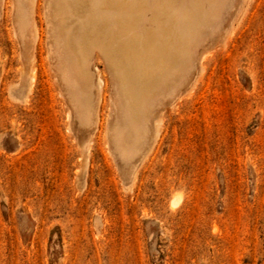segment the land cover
<instances>
[{
	"label": "rangeland",
	"instance_id": "1",
	"mask_svg": "<svg viewBox=\"0 0 264 264\" xmlns=\"http://www.w3.org/2000/svg\"><path fill=\"white\" fill-rule=\"evenodd\" d=\"M25 3L23 37L21 5L0 0V264H264V0ZM156 5L177 73L125 164L112 130L137 71L156 73ZM71 60L89 69L88 125Z\"/></svg>",
	"mask_w": 264,
	"mask_h": 264
},
{
	"label": "bare ground",
	"instance_id": "2",
	"mask_svg": "<svg viewBox=\"0 0 264 264\" xmlns=\"http://www.w3.org/2000/svg\"><path fill=\"white\" fill-rule=\"evenodd\" d=\"M19 5H21V8H20V26H19V32H21V36L25 37L26 36V30L23 26V23L22 21H26L29 17H28V13H27V5H26V0H17ZM69 1V0H68ZM74 1V0H73ZM76 1V0H75ZM80 1V0H79ZM88 1V0H87ZM96 1V0H95ZM88 3V2H86ZM98 3V2H97ZM96 4V3H95ZM60 6L58 9L59 11L62 9L61 6L64 7V5H58ZM68 6V5H67ZM71 6V4H70ZM74 6V5H73ZM80 6V5H79ZM84 6H88V5H84ZM97 6H99L97 4ZM119 6V5H118ZM130 6V5H129ZM150 6V5H149ZM92 9H93V6L91 5ZM90 7V8H91ZM96 7V6H95ZM105 8V6H103ZM109 7V6H108ZM61 8V9H60ZM83 8V7H82ZM85 8V7H84ZM139 8V6H138ZM137 8V9H138ZM154 9V18L153 16H150L151 14H149V16L151 18H153L152 20L155 19V22L152 21V23L154 22V25H152V23H150L152 26H153V29L152 31L157 35V41H156V44L155 46H153L154 48H152V55L154 57H151L152 61L155 63L156 67H155V74L153 73H148L149 74H145L143 73V71H137V74L138 76L141 75L142 76V79L139 81V88H137V90L133 87H130L129 88V95L127 97L128 100L125 99V103H124V109L126 111V114H125V119L123 120V122H120V123H117L114 127H113V130H112V134L115 138V142H116V149H117V152L119 154V156L121 157V159L124 161L125 164H130L133 160V157L136 155V154H139L140 152H142V148H143V144L146 142V138H147V134H148V131H149V128H150V123H149V118L151 116V112H152V109H153V101H155V96H156V90L158 89H162L164 84H170L172 83V81L174 80L175 78V73L174 74V71L172 69V37H171V32H170V24L171 21H170V18H171V14H170V10L168 8L167 5H156L155 7H153ZM58 9L56 12V16L62 13H59L58 12ZM64 9V8H63ZM63 9L61 11H63ZM86 9V8H85ZM91 9V10H92ZM95 9V8H94ZM133 9V8H132ZM78 10V9H77ZM88 10V9H87ZM98 10V7L94 10L95 11V14H98L96 11ZM107 10V9H106ZM150 10H151V6H150ZM149 10V11H150ZM67 11V10H66ZM109 11V10H108ZM122 11V16H124L123 12H124V9L121 10ZM152 11V10H151ZM150 11V12H151ZM58 12V13H57ZM90 12V11H89ZM93 12V10H92ZM112 10L108 13H111ZM128 12V11H127ZM148 12V11H147ZM71 13V12H70ZM69 13V15H71ZM114 13V12H113ZM129 13V12H128ZM152 13V12H151ZM77 14V13H76ZM84 14V13H83ZM94 14V13H92ZM94 14V15H95ZM112 14V13H111ZM111 14L110 16L107 15L109 18L111 17ZM127 14V13H126ZM182 14H185V13H182ZM73 15H75L73 13ZM93 15V16H94ZM133 15V14H132ZM178 15H179V12H178ZM177 15V16H178ZM64 16V14L62 15ZM60 15V18L62 17ZM100 16V15H99ZM115 16V15H113ZM181 16V15H180ZM101 17V16H100ZM127 17V16H126ZM185 15L182 17L183 19L182 20H186V18L184 19ZM73 18V16H72ZM77 18V17H76ZM94 18V17H93ZM113 18V17H112ZM147 19L149 18L148 15L146 17ZM180 18V17H179ZM91 19V18H90ZM62 20V19H61ZM64 20V19H63ZM67 20V19H66ZM81 20V19H80ZM98 20V19H97ZM100 20V19H99ZM98 20V21H99ZM146 20V19H145ZM149 20V19H148ZM151 20V19H150ZM30 21V19H29ZM65 21V20H64ZM85 22V20H83ZM112 21V20H111ZM140 21V20H139ZM60 22V21H59ZM63 21H61V24H62ZM76 22V21H75ZM83 22V23H84ZM89 22V21H88ZM87 20H86V23H88ZM120 22V21H119ZM148 21H146L147 23ZM150 22V21H149ZM186 22V21H185ZM145 23V21H144ZM35 24V23H34ZM126 24V23H125ZM82 25V24H81ZM111 26V25H110ZM147 26L149 27V23L147 24ZM140 27V26H139ZM181 27V26H180ZM184 27V26H183ZM186 27V26H185ZM89 29V28H88ZM87 29V30H88ZM109 29V28H108ZM134 29V28H133ZM141 29V28H140ZM187 29V28H186ZM85 32H86V29H84ZM149 30V28H148ZM147 30V31H148ZM175 30V29H174ZM82 31V34L84 33L83 32V29L81 30ZM91 31V30H90ZM105 31V30H104ZM136 31V30H135ZM141 32L143 30H140ZM150 31V30H149ZM148 31V32H149ZM183 31H186V30H183ZM89 32V31H88ZM87 32V34H88ZM96 32V31H95ZM98 32V31H97ZM138 32V30H137ZM145 32V31H144ZM143 32V34H144ZM152 32V33H153ZM174 33V31H172ZM176 32V31H175ZM68 33V32H67ZM66 33V34H67ZM76 33V32H75ZM93 33V31H92ZM90 33V34H92ZM110 33V32H109ZM134 33V32H133ZM186 33V32H184ZM120 34V33H119ZM141 34V33H140ZM146 34V33H145ZM74 35V33H73ZM72 35V37H73ZM84 35V34H83ZM149 35V34H147ZM177 35V34H176ZM88 37L87 35H84V37ZM92 36V35H91ZM90 36V37H91ZM110 36V34H109ZM113 36V35H112ZM141 36V35H140ZM152 36L154 37V35L152 34ZM66 37H70L69 35H66ZM65 37V40L66 42L64 43H69V41H67V38ZM111 37V36H110ZM75 38V37H74ZM76 38H79L78 36ZM104 38V37H103ZM151 38V35L150 37ZM126 39V38H125ZM75 40V39H74ZM78 40V39H76ZM75 40V41H76ZM92 40V39H91ZM93 40H96V39H93ZM126 41V40H125ZM73 42V40H72ZM81 42V40L79 41ZM130 42V41H129ZM182 42V41H181ZM78 43V41L76 42ZM82 44L79 43V45ZM151 44V43H150ZM175 44V43H174ZM76 45V44H75ZM78 45V44H77ZM146 45V43H145ZM154 45V44H153ZM72 46V45H70ZM81 46H83L84 48L86 46H84L83 44L78 46V48L80 47V50L81 49ZM94 46V45H93ZM132 46V44H131ZM77 48V46L75 47ZM101 48V47H100ZM149 48V47H148ZM151 48V47H150ZM76 50V49H75ZM89 50H92V49H89ZM122 50V49H121ZM148 50V49H147ZM79 51V50H77ZM88 51V50H87ZM81 53V55L83 56V52L84 51H79ZM91 52V51H90ZM90 52H86L84 54L88 55ZM108 52V51H107ZM106 52V53H107ZM68 53V51H67ZM103 53V52H102ZM130 53V52H129ZM136 53V52H135ZM142 53H144L142 51ZM69 54V53H68ZM72 55V58L75 57V54L74 53H70ZM147 54V52H146ZM78 55V54H77ZM80 55V56H81ZM85 56V55H84ZM117 56V55H116ZM143 56V55H142ZM79 57V56H78ZM86 57V56H85ZM146 57V56H144ZM143 57V58H144ZM150 57L148 59V61H150ZM186 57V56H185ZM77 58V56H76ZM75 58V59H76ZM82 58V57H81ZM88 58V57H87ZM85 58L84 60H87V63L89 62V60ZM188 58V57H187ZM146 59V60H147ZM113 60V59H112ZM111 60V62H112ZM80 62V61H79ZM82 62H86V61H83ZM110 62V64H111ZM70 64H68V67H70V70H71V73L70 74H65L64 78L66 79V81L68 82V84L73 88V99H74V104H75V107H76V112H77V115L79 116V120H81L82 122H85L87 125L90 123L89 121L92 120V116L93 115V110H92V97H91V91H90V80H87L88 83H90L89 85L87 84V82H84L83 84L80 83V78H85L87 75V70L85 67H86V64H83L85 65V67L83 65H80L79 63H77V61H73L71 60L69 62ZM127 63V62H126ZM116 64V63H114ZM113 64V65H114ZM151 64V63H150ZM179 64V63H178ZM177 65V64H176ZM112 66V65H111ZM116 66V65H115ZM114 66V67H115ZM187 66V65H186ZM144 68V66H142ZM116 68V67H115ZM129 68V67H128ZM181 68V67H180ZM121 69V68H120ZM154 69V68H153ZM119 70V69H118ZM138 70V69H137ZM148 70V69H147ZM34 71V70H32ZM117 71V70H116ZM151 71V70H150ZM178 71V70H177ZM131 72V71H130ZM33 73V72H32ZM123 72H121V75L119 74L118 72V77H120L118 80L120 82V84L122 83L123 84V80L124 78H121L123 75H122ZM182 73V72H180ZM91 74V73H90ZM117 74V73H116ZM124 74V73H123ZM132 74V73H131ZM134 74V73H133ZM34 74H32L33 76ZM130 76H134V75H130ZM136 77V76H135ZM147 77L146 79L149 81V83L147 84L146 82H144V78ZM88 78V77H87ZM89 78L91 79V75H89ZM133 78V77H132ZM137 78V77H136ZM86 79V78H85ZM126 79V78H125ZM124 79V82L126 81ZM128 80L130 79L129 77L127 78ZM138 79V78H137ZM32 80V78H31ZM146 80V81H147ZM133 81V80H132ZM136 81V80H135ZM138 81V80H137ZM151 81V82H150ZM127 82V81H126ZM130 83V82H129ZM132 83V82H131ZM151 83V85H150ZM101 84V83H100ZM133 84V83H132ZM131 84V86H132ZM124 85V84H123ZM126 85V83H125ZM129 85V84H128ZM135 87V86H134ZM123 88V87H122ZM165 88V87H164ZM128 89V88H127ZM141 89V90H139ZM122 91V90H121ZM124 91V90H123ZM122 91V92H123ZM125 92V91H124ZM123 92V93H124ZM128 92V91H127ZM159 93V92H158ZM127 94L126 92L124 93V95ZM126 96V95H125ZM124 100V99H123ZM155 106V105H154ZM124 118V117H123ZM158 122V121H157ZM161 122V120H160Z\"/></svg>",
	"mask_w": 264,
	"mask_h": 264
}]
</instances>
